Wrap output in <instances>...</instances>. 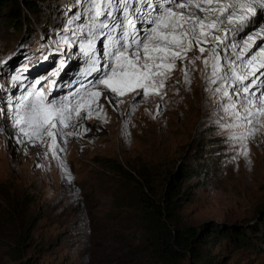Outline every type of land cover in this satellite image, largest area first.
I'll return each instance as SVG.
<instances>
[{
	"label": "rangeland",
	"instance_id": "1",
	"mask_svg": "<svg viewBox=\"0 0 264 264\" xmlns=\"http://www.w3.org/2000/svg\"><path fill=\"white\" fill-rule=\"evenodd\" d=\"M125 2L131 18L135 7L151 0ZM37 3L36 10L22 5L16 22L0 19V264H149L141 196L159 203L168 180L181 181L185 168L190 173L174 209L183 225L201 236L215 227L225 233L264 228V116L251 125L229 117L222 105L235 98L232 81L219 79L226 69L247 70L259 95L264 8L240 24H229L225 13L215 33L222 41L204 42L203 53L193 41L183 60L164 70L162 88L143 97L109 92L111 102L101 95L67 127L52 129L53 137L30 140L21 131L27 126L15 122L38 93L45 102L86 101L84 89L96 90L106 71L102 65L89 71V28L95 21L98 30L105 19L95 16L96 7L123 17L122 10L108 8L117 0ZM220 4L224 0H184L174 11L208 19L213 14L200 9ZM102 39L93 41L98 55ZM217 86L230 95L217 93ZM112 164L133 178L117 174ZM200 252L204 263L264 264V247L247 242L234 246L214 238Z\"/></svg>",
	"mask_w": 264,
	"mask_h": 264
},
{
	"label": "snow or ice",
	"instance_id": "2",
	"mask_svg": "<svg viewBox=\"0 0 264 264\" xmlns=\"http://www.w3.org/2000/svg\"><path fill=\"white\" fill-rule=\"evenodd\" d=\"M208 3H211V0H208ZM257 6L264 8V0H236L235 3L220 4L217 8H201V12L207 11L213 14L208 19L174 11V8L184 7V0H160L158 4L155 0H151L135 7L131 18L128 15L129 4L125 0H117L116 4L108 5L109 9L115 7L122 10L123 17L120 15L114 17L111 10L105 12L103 8L97 6L95 16H104L105 19L100 21L98 30L93 21L89 28V36L86 38L87 54L91 62L89 71H96L98 65L106 68L104 74L97 77V89L88 92L85 88L88 99L85 101L81 98L76 104L64 101L57 104L54 100L45 102L43 95L38 93L37 99L25 106L24 114L18 115L15 123L27 126L22 127L21 131L30 140L45 135L53 137L55 133L52 129L60 130L62 127H67V122L72 120L74 113L79 116L85 104L91 105L101 95L109 102L112 99L109 92L118 97L128 92H134L142 97L147 96L149 89L156 90L163 87L164 79L168 75L164 70L173 67L177 59L183 60L190 51L193 41L196 42L201 53L205 51L202 46L204 42L222 41L223 38L215 33L221 30L225 13L229 24H240L247 20L249 13L256 14ZM138 24L147 25V28L138 29ZM97 35L103 37L99 41L103 45L99 55L93 48V41L96 40ZM261 53L264 54V49ZM211 55L212 76L215 77L219 69V65L215 63L217 58L215 49ZM207 63L208 61L205 60V65ZM260 68L264 69V61H261ZM219 79L223 83L232 81L230 86L235 98L222 105L229 117L234 116L241 123L246 122L251 125L254 120L259 121V118L264 116V86L260 87V93L257 95L256 87H252L256 83L255 75L249 79L247 70L237 74L236 71L226 69ZM244 80L248 82L240 83ZM261 85H264V81H261ZM215 91L222 93L224 97L230 95L219 86ZM236 98L241 101L239 106L235 105ZM229 109L233 110L229 111ZM241 110L244 112L243 116L240 114ZM238 139L243 140L244 136L241 135Z\"/></svg>",
	"mask_w": 264,
	"mask_h": 264
},
{
	"label": "trees",
	"instance_id": "3",
	"mask_svg": "<svg viewBox=\"0 0 264 264\" xmlns=\"http://www.w3.org/2000/svg\"><path fill=\"white\" fill-rule=\"evenodd\" d=\"M38 1L46 0H0V19H10L16 22L20 18L21 6L24 5L30 10L37 9ZM13 6H9V5ZM9 6V7H8ZM18 7V9H17ZM11 8V9H10ZM5 9V10H4ZM8 14H5L6 11ZM22 27L18 24L15 28ZM112 169L120 175L133 178L118 164H112ZM190 171H180L181 181L168 180L166 188H164L160 202L154 201L148 195L141 196V204L143 206L142 213L145 220L146 252L150 254L149 264H200L203 262L200 249L208 244H212V239H229L234 246H240V242L251 245H262L264 247V217L261 219L260 225L250 229L248 232L245 228L236 229L231 233L224 232L220 227L208 230L203 236L194 228L183 225L174 213L177 202L181 199L180 186L185 179V175ZM134 180V179H133ZM136 180V179H135ZM261 233V234H260ZM260 234V235H259ZM203 264H216L215 259H208Z\"/></svg>",
	"mask_w": 264,
	"mask_h": 264
},
{
	"label": "bare ground",
	"instance_id": "4",
	"mask_svg": "<svg viewBox=\"0 0 264 264\" xmlns=\"http://www.w3.org/2000/svg\"><path fill=\"white\" fill-rule=\"evenodd\" d=\"M214 2H215V1H214ZM217 2H218V1H217ZM235 2H236V0H224V3H225V4H231V3H235ZM192 6H193V5H192ZM193 7H194V9H195V13H198V12H197V10H198L197 7H198V6H197V5H194ZM209 8H210V7H209ZM257 8H260V7L257 6ZM257 8H256V9H257ZM229 10H231V9H229ZM187 13H188V12H187ZM203 13H204L205 15L208 14L207 12H203ZM196 16H197V15H196Z\"/></svg>",
	"mask_w": 264,
	"mask_h": 264
}]
</instances>
